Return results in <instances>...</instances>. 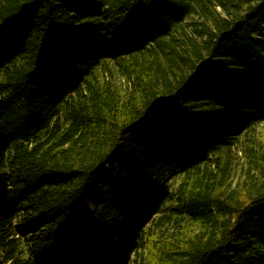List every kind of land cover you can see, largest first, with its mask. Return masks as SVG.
I'll return each instance as SVG.
<instances>
[{
	"label": "trees",
	"instance_id": "1",
	"mask_svg": "<svg viewBox=\"0 0 264 264\" xmlns=\"http://www.w3.org/2000/svg\"><path fill=\"white\" fill-rule=\"evenodd\" d=\"M260 126L264 0H0V264H264Z\"/></svg>",
	"mask_w": 264,
	"mask_h": 264
},
{
	"label": "rangeland",
	"instance_id": "2",
	"mask_svg": "<svg viewBox=\"0 0 264 264\" xmlns=\"http://www.w3.org/2000/svg\"><path fill=\"white\" fill-rule=\"evenodd\" d=\"M117 82V86L121 87L124 85V81L120 78V76H116L115 78ZM257 137L261 140V144L264 145V126L258 127L257 131L255 132ZM243 146L239 145L238 147L233 148L232 150H228L223 152V165L230 167L231 176H233L232 183L242 182L245 177V170L248 169L249 164L248 162L252 158L249 154L242 151ZM254 160V159H253ZM257 161V159H255ZM264 167V161L262 162ZM259 176V175H256ZM182 182V177H177L172 181V190H175L179 187Z\"/></svg>",
	"mask_w": 264,
	"mask_h": 264
}]
</instances>
